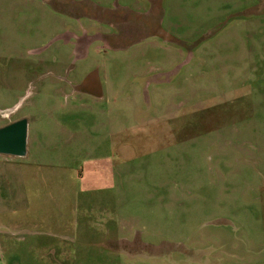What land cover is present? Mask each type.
<instances>
[{
	"label": "rangeland",
	"instance_id": "1",
	"mask_svg": "<svg viewBox=\"0 0 264 264\" xmlns=\"http://www.w3.org/2000/svg\"><path fill=\"white\" fill-rule=\"evenodd\" d=\"M20 116L0 264H264V0H0Z\"/></svg>",
	"mask_w": 264,
	"mask_h": 264
},
{
	"label": "water",
	"instance_id": "2",
	"mask_svg": "<svg viewBox=\"0 0 264 264\" xmlns=\"http://www.w3.org/2000/svg\"><path fill=\"white\" fill-rule=\"evenodd\" d=\"M26 143V118L19 117L0 126V153L23 155Z\"/></svg>",
	"mask_w": 264,
	"mask_h": 264
},
{
	"label": "crops",
	"instance_id": "3",
	"mask_svg": "<svg viewBox=\"0 0 264 264\" xmlns=\"http://www.w3.org/2000/svg\"><path fill=\"white\" fill-rule=\"evenodd\" d=\"M53 261H55V263H61L60 261H58V260H55V259H52ZM50 263H51V261H49ZM52 263H54V262H52ZM51 263V264H52Z\"/></svg>",
	"mask_w": 264,
	"mask_h": 264
},
{
	"label": "flooded vegetation",
	"instance_id": "4",
	"mask_svg": "<svg viewBox=\"0 0 264 264\" xmlns=\"http://www.w3.org/2000/svg\"><path fill=\"white\" fill-rule=\"evenodd\" d=\"M20 117H22V116H20ZM18 118H19V117H18ZM15 119H17V118H15ZM15 119H13V120H15ZM10 121H12V120H10ZM10 121H6V122L2 123V124H0V126L3 125V124L8 123V122H10Z\"/></svg>",
	"mask_w": 264,
	"mask_h": 264
}]
</instances>
